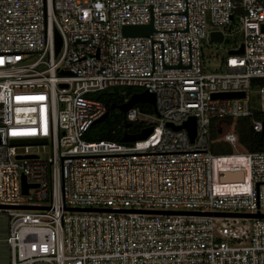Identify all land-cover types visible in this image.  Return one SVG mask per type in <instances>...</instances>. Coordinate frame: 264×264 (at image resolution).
<instances>
[{
    "label": "built area",
    "instance_id": "obj_1",
    "mask_svg": "<svg viewBox=\"0 0 264 264\" xmlns=\"http://www.w3.org/2000/svg\"><path fill=\"white\" fill-rule=\"evenodd\" d=\"M147 25L148 36L122 34ZM211 33L230 45L215 73L203 65ZM253 82L264 114V0H0V264H264V218L248 217L264 216V152L231 131L253 118ZM117 88L154 95L157 115L124 114L152 133L85 141L106 113L94 96ZM191 118L193 142L168 127ZM12 140H45L50 156Z\"/></svg>",
    "mask_w": 264,
    "mask_h": 264
},
{
    "label": "trees",
    "instance_id": "obj_2",
    "mask_svg": "<svg viewBox=\"0 0 264 264\" xmlns=\"http://www.w3.org/2000/svg\"><path fill=\"white\" fill-rule=\"evenodd\" d=\"M260 86V83L253 82L251 92H255L256 88ZM136 88H124L114 89L108 92L101 93L97 99L105 104L108 118L88 129L83 139L87 142L95 141H111L115 143H121V140L126 135H137L146 128V122L142 119H138L134 122H128L125 120V115L119 111V107L126 103V101L134 94H138ZM137 107L149 116L154 115V109L148 104H138ZM253 118H239L234 122V131L237 135L239 144L245 146L250 152H264V114L259 108L252 109ZM261 122L263 125V131L255 133L252 130V122ZM232 125L231 120H224L221 122H211V139L217 137V135L224 131L225 128ZM216 153L218 150H212ZM220 151L228 152L230 149L226 147Z\"/></svg>",
    "mask_w": 264,
    "mask_h": 264
},
{
    "label": "water",
    "instance_id": "obj_3",
    "mask_svg": "<svg viewBox=\"0 0 264 264\" xmlns=\"http://www.w3.org/2000/svg\"><path fill=\"white\" fill-rule=\"evenodd\" d=\"M153 28L151 25L147 26H138V27H124L122 30V34L125 37H145L148 36L152 33ZM56 40H57V49L56 51L59 50L60 46V38L56 34ZM210 40L213 43L216 44H222L223 43V35L221 33H211L210 34ZM232 53H243V49L236 52H230ZM242 98L244 97L243 94H220V95H215L213 98H220V99H233V98ZM138 104H148L153 107L154 109V114L157 115L156 111V106H155V98L153 94L148 93L147 91L141 92L139 94H134L132 95L129 100L123 104L122 106L119 107V111L122 114H126L128 110L131 108L137 106ZM108 118V113L106 112L99 120L95 121L92 126L97 125L103 121H105ZM168 127L174 129V130H180V129H185L188 133V136L190 138V141L193 142L195 133H196V123L195 119L191 118L187 122H185L183 125L179 127H173L171 125H168ZM153 128H147L144 129L142 132H140L137 135H126L124 134L121 142L122 143H135L138 141H143L149 137V135L152 133ZM46 141L45 140H12L10 142L11 146L18 147V146H39V145H45ZM35 156H26L25 159H30ZM17 159H23L20 157H17ZM234 176H230L229 178H233ZM22 192L24 194L27 193L28 189L30 186H27L25 183V178L22 177ZM21 209H33V208H21ZM72 211H77V212H98V213H106V212H115L113 210H108V209H72ZM116 213H142V214H163V215H198V216H207V217H245L241 215H231V214H214V213H185V212H156V211H126V210H120L116 211ZM248 217H253V218H264L262 215H255V216H248Z\"/></svg>",
    "mask_w": 264,
    "mask_h": 264
},
{
    "label": "rangeland",
    "instance_id": "obj_4",
    "mask_svg": "<svg viewBox=\"0 0 264 264\" xmlns=\"http://www.w3.org/2000/svg\"><path fill=\"white\" fill-rule=\"evenodd\" d=\"M239 29V26L237 22H234V26L228 29H224V32L226 35L237 33ZM230 45L228 44H222L217 45L211 42H203L202 44V55H203V65L205 68V71L207 73H215L219 72L218 66L220 64L221 59L224 57L225 53L224 50L227 49ZM138 90V94L142 92L141 89ZM98 95H95L94 98H97ZM250 104L251 108H259V98L256 92L250 93ZM142 120H144V117H141ZM234 131V128L231 130ZM237 152H243L244 150L238 146L236 148ZM18 153L22 154H32L36 155L41 159H48L50 156V147L49 146H27V147H21L17 149ZM250 239L247 240V243Z\"/></svg>",
    "mask_w": 264,
    "mask_h": 264
}]
</instances>
